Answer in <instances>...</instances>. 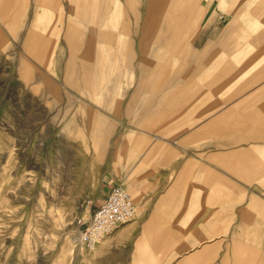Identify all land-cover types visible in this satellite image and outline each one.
<instances>
[{
	"label": "crops",
	"instance_id": "crops-1",
	"mask_svg": "<svg viewBox=\"0 0 264 264\" xmlns=\"http://www.w3.org/2000/svg\"><path fill=\"white\" fill-rule=\"evenodd\" d=\"M14 48L99 161L94 207L113 186L137 205L100 264H264V0H0Z\"/></svg>",
	"mask_w": 264,
	"mask_h": 264
},
{
	"label": "rangeland",
	"instance_id": "rangeland-1",
	"mask_svg": "<svg viewBox=\"0 0 264 264\" xmlns=\"http://www.w3.org/2000/svg\"><path fill=\"white\" fill-rule=\"evenodd\" d=\"M18 60L16 48L0 50V264H100L102 244L79 241L105 188L99 161L70 152L66 117L25 93Z\"/></svg>",
	"mask_w": 264,
	"mask_h": 264
},
{
	"label": "built area",
	"instance_id": "built-area-1",
	"mask_svg": "<svg viewBox=\"0 0 264 264\" xmlns=\"http://www.w3.org/2000/svg\"><path fill=\"white\" fill-rule=\"evenodd\" d=\"M137 215L138 208L132 195L121 186L111 187L103 203L93 210L80 231V244L88 251H95L107 237Z\"/></svg>",
	"mask_w": 264,
	"mask_h": 264
},
{
	"label": "bare ground",
	"instance_id": "bare-ground-1",
	"mask_svg": "<svg viewBox=\"0 0 264 264\" xmlns=\"http://www.w3.org/2000/svg\"><path fill=\"white\" fill-rule=\"evenodd\" d=\"M86 212H88L89 213V210H87ZM84 246V245H83ZM85 247V246H84Z\"/></svg>",
	"mask_w": 264,
	"mask_h": 264
}]
</instances>
